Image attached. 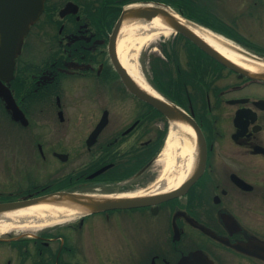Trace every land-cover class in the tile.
Segmentation results:
<instances>
[{
	"label": "flooded vegetation",
	"instance_id": "1",
	"mask_svg": "<svg viewBox=\"0 0 264 264\" xmlns=\"http://www.w3.org/2000/svg\"><path fill=\"white\" fill-rule=\"evenodd\" d=\"M126 3L44 0L11 82L22 115L12 120L2 101L0 114L47 175L30 172V186L0 201L40 190L140 203L0 229V264H178L196 253L264 264V69L241 75L180 36L146 47L144 80L172 105L165 113L117 70L111 36Z\"/></svg>",
	"mask_w": 264,
	"mask_h": 264
},
{
	"label": "water",
	"instance_id": "2",
	"mask_svg": "<svg viewBox=\"0 0 264 264\" xmlns=\"http://www.w3.org/2000/svg\"><path fill=\"white\" fill-rule=\"evenodd\" d=\"M42 9L43 0H0V96L5 99L7 109L11 110L12 117L14 119H18L20 111L11 98L8 91L9 88L5 83L9 82L13 77L15 57L20 49L23 37L26 35L29 29V24L34 22L39 17ZM158 15L162 17V19L171 29L180 32L191 39L209 55H211L227 67H230L231 69L246 74L250 77H257V73H249V71L235 64L233 61L211 47L207 42L202 40L189 28L177 21L166 9H163L161 5L139 4L136 6H129L125 8L118 19L116 29H119L124 20L131 19L141 20L145 22L150 21ZM120 73L129 90L133 91L141 98L150 101L165 113L169 114V112L173 110V108L169 104L167 105V103H165L161 99L149 95L144 90H142L122 67L120 69ZM179 113L180 112L178 111V117ZM135 199L136 198H123L119 199V201H114L112 199L100 201L89 197H83L78 194L61 191L39 195L21 201L0 203V213L36 204L39 202H59L67 205L72 204L74 206H79L80 208L96 210L104 207L115 206L118 203L122 205H136ZM257 255L264 258L263 253H259ZM179 264L212 263L202 255H195L191 260L183 258L179 262Z\"/></svg>",
	"mask_w": 264,
	"mask_h": 264
},
{
	"label": "rangeland",
	"instance_id": "3",
	"mask_svg": "<svg viewBox=\"0 0 264 264\" xmlns=\"http://www.w3.org/2000/svg\"><path fill=\"white\" fill-rule=\"evenodd\" d=\"M201 4H206L209 10L219 17L222 21L236 24L244 37L252 40L260 48H264V0H197ZM176 10V9H175ZM178 11V10H176ZM218 35V34H217ZM173 33L169 35H159L158 37L144 44L135 55V60L138 73L144 80L146 74L145 58L146 47L153 49L158 43L171 42ZM221 36V35H219ZM223 39L242 48L245 51L254 53L253 50L247 49L238 43L224 36ZM157 52V51H155ZM145 53V55H144ZM145 81V80H144ZM147 84V83H146ZM5 115L0 114V195L2 197L17 196L20 191H23L24 186H30V172L36 174V180L42 182L45 180L47 170L43 163L40 165L30 154L31 148H26L27 141L21 137L20 130L8 122ZM27 149V151H26ZM160 162V160L158 161ZM54 222V221H53ZM20 228L13 226L7 230H31L40 228Z\"/></svg>",
	"mask_w": 264,
	"mask_h": 264
},
{
	"label": "bare ground",
	"instance_id": "4",
	"mask_svg": "<svg viewBox=\"0 0 264 264\" xmlns=\"http://www.w3.org/2000/svg\"><path fill=\"white\" fill-rule=\"evenodd\" d=\"M161 7L235 64L251 71L260 69L261 62L253 55L241 50L238 46L223 39L221 36L186 20L170 8ZM171 33V28L159 15L148 22L129 19L123 21L117 36L118 56L127 74L131 76L142 90L150 91L146 82L138 73L136 63L133 62L135 55L144 44L149 43L152 39L159 35L167 36ZM180 125L182 127L186 126L184 123H180ZM184 145V149L191 147V143L187 141H185ZM181 177H184V174H181ZM81 212L82 209L79 206L72 204L39 202L0 213V229L7 230L14 225L24 229L46 226L59 218L73 217Z\"/></svg>",
	"mask_w": 264,
	"mask_h": 264
},
{
	"label": "trees",
	"instance_id": "5",
	"mask_svg": "<svg viewBox=\"0 0 264 264\" xmlns=\"http://www.w3.org/2000/svg\"><path fill=\"white\" fill-rule=\"evenodd\" d=\"M161 1L173 5L176 8V10H178L181 14H183L187 18L192 19L205 26H208L220 33H223L235 39L236 41L240 42L241 44L244 45L248 44L249 47L255 50L257 49V47H255L254 44L250 42H246L235 30L231 29L230 26H228L224 21H222L220 18L214 15L206 6V4L203 5L197 0H161ZM196 69H198V67H196ZM153 71L157 81L159 82L160 77L163 75V71L159 69L157 63L153 64ZM168 85L172 86L173 83Z\"/></svg>",
	"mask_w": 264,
	"mask_h": 264
}]
</instances>
